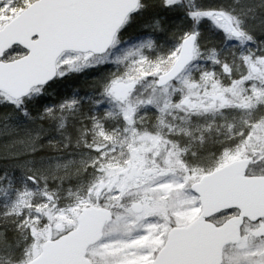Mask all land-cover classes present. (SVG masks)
I'll use <instances>...</instances> for the list:
<instances>
[{
	"label": "snow or ice",
	"instance_id": "obj_1",
	"mask_svg": "<svg viewBox=\"0 0 264 264\" xmlns=\"http://www.w3.org/2000/svg\"><path fill=\"white\" fill-rule=\"evenodd\" d=\"M0 264H264V0H0Z\"/></svg>",
	"mask_w": 264,
	"mask_h": 264
}]
</instances>
